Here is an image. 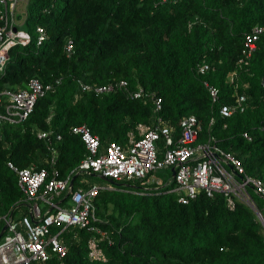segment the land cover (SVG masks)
I'll use <instances>...</instances> for the list:
<instances>
[{
    "label": "trees",
    "instance_id": "1",
    "mask_svg": "<svg viewBox=\"0 0 264 264\" xmlns=\"http://www.w3.org/2000/svg\"><path fill=\"white\" fill-rule=\"evenodd\" d=\"M28 5L24 31L31 41L10 50L0 95L28 90L32 80L50 88L24 122L4 121L0 127V232L5 217L14 213L17 220L20 208L25 215L29 211L9 163L46 168L41 193L55 178L77 176L72 189L88 186L80 184L83 177L101 180L77 173L87 156L82 136L74 133L79 126L99 136L103 147L126 146L132 134L140 138L139 125L161 118L178 134L181 121L196 116L202 126L197 144L214 137L242 161L248 176L264 182V35L249 59L243 54L247 36L264 27V0H29ZM3 10L0 5V26ZM122 81L125 87L104 94L81 87ZM140 89L144 95L134 98ZM240 97L241 106L224 117L221 107L237 105ZM2 98L0 114H6L8 97ZM40 132L49 138H40ZM157 146L162 160L163 139ZM166 170L164 180L155 178L157 171L103 189L91 222L98 232L66 229V256L42 264H264V225L251 206L236 199L233 210L224 194L204 192L183 204ZM250 192L264 217V197ZM70 195L67 190L57 200L66 204ZM92 238L104 261L90 258Z\"/></svg>",
    "mask_w": 264,
    "mask_h": 264
},
{
    "label": "built area",
    "instance_id": "2",
    "mask_svg": "<svg viewBox=\"0 0 264 264\" xmlns=\"http://www.w3.org/2000/svg\"><path fill=\"white\" fill-rule=\"evenodd\" d=\"M17 2L18 0H0L4 9L1 14L3 25L0 26V75L5 70L10 50L17 44L26 45L31 41L30 35L19 29L15 18ZM38 32L40 44L44 40V30L39 28ZM262 35L264 27H257L247 36L243 51L245 61L255 52ZM68 50H72V42H69ZM126 85L125 81L119 85L95 87L81 83L83 91L94 90L97 94L109 93L117 86ZM49 88H45L39 80H32L28 90L4 92L2 95L8 97L9 104L6 106V114H0V127L4 121L12 124L24 122L38 98ZM211 94L215 99L218 95L217 89L212 87ZM2 95L0 104L3 102ZM143 95V89L133 94L134 98H141ZM244 100V97H240L237 105L222 106L221 114L224 117L233 115ZM156 106L157 110H161L160 99L156 100ZM138 130L140 138L132 134L126 146L110 143L103 147L100 137L92 134L88 127L74 128V133L82 136L87 149V156L79 165L77 173L87 172L120 182L142 180L160 169L174 168L177 187L173 191L180 195L179 201L183 204L202 192L208 197L224 194L229 207L234 210L236 199L256 208L251 190L264 197V182L248 176L242 161L217 145L214 137L197 144L202 126L196 116L183 119L178 134L173 127L164 124L161 118L151 125H139ZM39 136L48 139L50 134L40 132ZM162 139L165 151L160 160L157 144ZM49 145L52 148L51 143ZM57 155L53 151L52 164L55 163ZM9 167L18 176V185L25 194L23 202L29 211L28 215L22 214L17 220L13 218L9 221V217L4 218L8 229L0 239V264H42L49 262L54 256L63 258L68 251L62 241V234L66 229L78 227L98 232L91 226V222L97 219L95 199L103 189H112V186L88 184L86 187L72 189L70 178H55L46 184L41 193V188L49 176L46 168L31 166L19 169L13 163H9ZM67 190L71 193L70 201L61 205L57 199ZM88 246L91 259H106L94 238L89 241Z\"/></svg>",
    "mask_w": 264,
    "mask_h": 264
},
{
    "label": "rangeland",
    "instance_id": "3",
    "mask_svg": "<svg viewBox=\"0 0 264 264\" xmlns=\"http://www.w3.org/2000/svg\"><path fill=\"white\" fill-rule=\"evenodd\" d=\"M28 4H29V0H18V2L16 4L15 18H16L17 22L19 23V26L22 29V31L26 30L25 19H26V13L28 11V6H29ZM1 73H2V71H1ZM167 172L168 171L166 169H160L155 174V178L164 180L167 177ZM89 181L91 182V184H97V185H100V186H110L111 185L110 183H108V182H106V181H104L102 179L101 180L97 179V178H90ZM24 211H25L24 208H20L18 210L16 216L17 217L21 216Z\"/></svg>",
    "mask_w": 264,
    "mask_h": 264
},
{
    "label": "water",
    "instance_id": "4",
    "mask_svg": "<svg viewBox=\"0 0 264 264\" xmlns=\"http://www.w3.org/2000/svg\"><path fill=\"white\" fill-rule=\"evenodd\" d=\"M171 171H172L173 178H175V176H176V170H175L174 168H172ZM90 174H91V173H90ZM91 175L94 176V177L97 176L96 174H91ZM99 177H100V176H99ZM76 178H77V176H75V177L71 180V182H70V188H73L74 183H75V181H76ZM101 179H103L104 181L110 183V184L113 185V186H117V187L120 186V184H118V183H117L116 181H114L113 179L104 178V177H101ZM253 209H254L255 213L257 214L259 220H260V221L262 222V224L264 225V218H263V216H262V213H261L258 209H256V208H253ZM13 217H14V213H12V214L9 216V221L12 220ZM7 229H8V224H5V226L2 228V230H1V232H0V239H1V238L3 237V235L6 233Z\"/></svg>",
    "mask_w": 264,
    "mask_h": 264
},
{
    "label": "crops",
    "instance_id": "5",
    "mask_svg": "<svg viewBox=\"0 0 264 264\" xmlns=\"http://www.w3.org/2000/svg\"><path fill=\"white\" fill-rule=\"evenodd\" d=\"M91 175V174H90ZM94 177V176H92ZM103 180V179H102ZM84 182V184H91V182L89 181V179L87 177H83L80 181V184H82ZM106 185V184H105ZM111 186V185H110ZM106 187V186H103ZM23 214V213H22Z\"/></svg>",
    "mask_w": 264,
    "mask_h": 264
}]
</instances>
